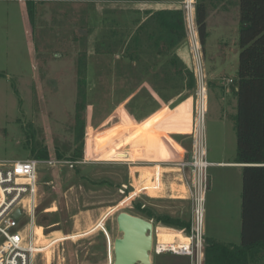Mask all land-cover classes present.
<instances>
[{
  "label": "rangeland",
  "instance_id": "obj_1",
  "mask_svg": "<svg viewBox=\"0 0 264 264\" xmlns=\"http://www.w3.org/2000/svg\"><path fill=\"white\" fill-rule=\"evenodd\" d=\"M223 1L221 8L207 14L202 48L196 37L206 92L203 132L208 162L231 161L236 155L232 88L238 68L239 0ZM146 10H158V0H0V162L29 159L32 150L42 149L50 157L73 155L77 64L85 56L86 102L81 112L85 163L73 170L41 174L42 181L53 183L41 187L37 217L38 225L47 219L42 226L45 241L78 237L54 244L39 264H48L46 259L49 264H113L112 243L120 237L115 218L121 212L142 218L147 211L154 215V246L158 216L191 220L192 204L181 197L189 170L182 175L176 164L190 162L200 131L199 75L192 40L188 36L193 67L186 69L194 74V87L167 60L132 91L124 80L115 78L116 73L129 74L121 52L106 54L108 50L101 48V54H95L104 25L108 28L112 23L133 40ZM141 28L138 34L143 39ZM225 86L232 92H226ZM158 165L163 169L159 170L162 193L152 190ZM206 174V235L239 244L240 175L218 168H209ZM122 185L128 186L126 195L119 193ZM140 185L146 194L127 202L128 193ZM121 202L123 206L108 213L103 224L107 239L96 226ZM95 227L90 235L79 237ZM151 260L152 264H190L189 259L153 251Z\"/></svg>",
  "mask_w": 264,
  "mask_h": 264
},
{
  "label": "trees",
  "instance_id": "obj_2",
  "mask_svg": "<svg viewBox=\"0 0 264 264\" xmlns=\"http://www.w3.org/2000/svg\"><path fill=\"white\" fill-rule=\"evenodd\" d=\"M206 9L201 3L195 6V21L199 43L202 48L206 37ZM104 25L96 41L95 54L101 48L106 54L121 52V58L128 62L127 76L116 73L115 78L136 90L147 78L148 73L167 60L180 77L186 78L189 85L195 86L194 74L178 61L174 51L187 40L184 15L181 10H146L142 26L143 39L137 28L133 40L115 25ZM139 24V23H138ZM137 24V25H138ZM142 42V43H141ZM239 54L236 95V155L237 164L243 165L241 171V227L240 245H223L206 240L204 244V264H248V256L253 259L264 258V0H239ZM85 56L78 60L77 97L75 107L74 144L77 145L71 160L82 158L84 139V120L81 112L85 108ZM172 57V58H171ZM145 58V59H144ZM178 65L180 67H178ZM180 79V78H179ZM181 80V79H180ZM45 149L35 152L31 158L47 159ZM56 158H64L56 154ZM144 212V211H143ZM145 219L154 215L144 212ZM40 221V223H39ZM44 226L47 219L39 220ZM155 222L160 227L188 231L190 220L158 216ZM56 222L51 223L50 225Z\"/></svg>",
  "mask_w": 264,
  "mask_h": 264
},
{
  "label": "built area",
  "instance_id": "obj_3",
  "mask_svg": "<svg viewBox=\"0 0 264 264\" xmlns=\"http://www.w3.org/2000/svg\"><path fill=\"white\" fill-rule=\"evenodd\" d=\"M195 6L196 0H183L180 10L184 15L187 38L189 36L190 41L192 40L197 44ZM202 78L201 75L199 83L204 88ZM202 98L204 105L202 104L201 110L199 102L198 124L200 131L191 149L190 162L181 161L176 164L182 175L186 170H189V181L186 178L184 183L186 198L192 204L189 230L172 233V238L168 242L162 240L159 228L154 230L158 236V244L155 246L153 244V252L156 255L170 254L187 257L190 264H204V195L207 189L206 172L210 167L206 161L203 132L206 92ZM83 163H85V159L82 160V158L71 160L56 157L0 162V264H39V261L44 260L42 256H46L54 244L45 241L43 228L37 224L39 196L41 187L52 185L53 182L42 181L41 174L51 173L55 169L62 168L73 170ZM156 182L157 185H154L153 189L154 192H159L160 180ZM127 192L128 186L122 185L119 193L126 195ZM141 193L143 192H137L133 188L128 193L127 202L138 198ZM148 221L152 222V220ZM37 228L41 229L40 234ZM101 230L109 239L105 229L102 227ZM108 248H110L109 241Z\"/></svg>",
  "mask_w": 264,
  "mask_h": 264
},
{
  "label": "crops",
  "instance_id": "obj_4",
  "mask_svg": "<svg viewBox=\"0 0 264 264\" xmlns=\"http://www.w3.org/2000/svg\"><path fill=\"white\" fill-rule=\"evenodd\" d=\"M223 2H224L223 0H202L201 1V4H203L205 6L206 13L209 15V14H211L212 10H214V12H216L217 9L221 8L222 5H223ZM179 3H180V0H158V10H180V4ZM206 18H207V16H206ZM205 23L208 24L207 23V19L205 20ZM173 56H176V58L178 59V61L181 62L185 67H187V69L193 67L192 66V61H191V58H190V55H189V50H188V47H187V40L184 41L174 51V55ZM234 83H235V81H234ZM225 91L226 92H232L233 91L232 93H235V84H233L232 91L229 90V88H226V86H225ZM208 163L210 164V167L209 168H218V169H225V170H233L235 172H238L239 175H240V178H241V171H242L243 165L237 164L236 161H235V157L231 161L220 160V161H209ZM155 167H158V168L155 169L156 171L154 172V174L156 175L155 176L156 178H157V175H159L158 180H160V187H161L160 190H159V192L162 193L163 192V183H162V180H161V177H160L159 170L161 169L163 171V169H162V167L160 165L155 166ZM147 175H152V174H147ZM147 177H150V176H147ZM176 186H181V185H176ZM181 187H183L182 188L183 189V192L182 193H184V195H182L181 197L184 198V199H186V197H185V194L186 193H185L184 186L182 185ZM140 188H141V185L136 188V191L137 192H143ZM152 190H153V186H152ZM179 191H181V190H178V192ZM143 193H145V192H143ZM240 203H241V195H240ZM119 205L123 206V202H121ZM170 217L174 218L173 215H171V214H170ZM106 219L107 218H105V220ZM105 220H103V223L99 226V228H102L103 227V224H104ZM240 227H241V223H240ZM158 228H159V234L162 237V240L163 241H166V242L170 241V239L172 238L171 231L174 232V233L182 231V230H175V229H172V228H166V227H160V226H158ZM37 231H38L39 234L41 233V229L40 228H37ZM203 232H204V239H205V241L206 240H211V241H214V242H218L220 244H223V245H231V246H238V245H240V242H239V244H234V243H230V241H227L226 239H221L218 236L212 237V236L206 235L205 225H204ZM91 233H93V232H91ZM90 234H88V235H90ZM64 240H72V237L69 236L67 238L59 239V241L58 240H55L52 243L53 244H56V243L61 242V241H64ZM205 241H204V244H205ZM109 251H110V258L112 259V256H111V245H110ZM158 256H160V255H158ZM171 256H173V255H171ZM173 257H180V258L188 259L187 257H183V256H173ZM247 259H248V262H249L248 264H260L259 257H257V256L254 259H253L252 256H248ZM112 262H113V260H112ZM158 262H161V260L159 258H158ZM263 262H264V258L262 259V263Z\"/></svg>",
  "mask_w": 264,
  "mask_h": 264
},
{
  "label": "water",
  "instance_id": "obj_5",
  "mask_svg": "<svg viewBox=\"0 0 264 264\" xmlns=\"http://www.w3.org/2000/svg\"><path fill=\"white\" fill-rule=\"evenodd\" d=\"M120 237L113 240V264H152L153 223L125 212L115 218Z\"/></svg>",
  "mask_w": 264,
  "mask_h": 264
},
{
  "label": "bare ground",
  "instance_id": "obj_6",
  "mask_svg": "<svg viewBox=\"0 0 264 264\" xmlns=\"http://www.w3.org/2000/svg\"><path fill=\"white\" fill-rule=\"evenodd\" d=\"M192 43H193V45H194V53H195V56H196V66H195V70L198 72V74H199V77H201V74H200V64H199V61H198V55H197V44H196V42H194V41H192ZM192 66H193V64H192ZM199 85H200V88H199V98H200V110L202 109V104H203V102H202V97L203 96H205V90H204V88L201 86V83H199ZM204 105V104H203ZM126 200V199H125ZM127 201V200H126ZM122 206L121 205H118L115 209H111L109 212H107L101 219H100V221H99V223L97 224V226L96 227H99L102 223H103V220H105V218H107V214L108 213H110V214H112L114 211H116L118 208H121ZM96 227L93 229V230H91L90 232H87V233H85V234H82V235H79V237H84V236H87L88 234H90L91 232H94L95 230H96ZM72 237V239H74V238H77L78 236H71ZM59 241V240H58ZM47 254H49V251L47 252ZM47 256V255H46ZM47 263L49 264V260H47Z\"/></svg>",
  "mask_w": 264,
  "mask_h": 264
}]
</instances>
